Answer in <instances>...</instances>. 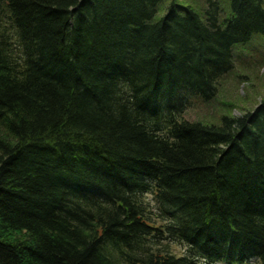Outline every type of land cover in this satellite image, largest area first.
Segmentation results:
<instances>
[{
  "label": "trees",
  "instance_id": "16d2710c",
  "mask_svg": "<svg viewBox=\"0 0 264 264\" xmlns=\"http://www.w3.org/2000/svg\"><path fill=\"white\" fill-rule=\"evenodd\" d=\"M256 37L264 0H0V264H264V99L183 118Z\"/></svg>",
  "mask_w": 264,
  "mask_h": 264
},
{
  "label": "rangeland",
  "instance_id": "374dc122",
  "mask_svg": "<svg viewBox=\"0 0 264 264\" xmlns=\"http://www.w3.org/2000/svg\"><path fill=\"white\" fill-rule=\"evenodd\" d=\"M180 3L203 6L206 0H178ZM164 13H160L159 17ZM264 99V39L254 38L247 46L236 50L233 69L220 80L216 96L205 101L193 97L183 118L204 125H221L224 116L236 117L253 111ZM177 255L185 252L186 246L172 244ZM244 264H263L254 259Z\"/></svg>",
  "mask_w": 264,
  "mask_h": 264
}]
</instances>
